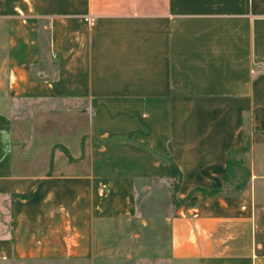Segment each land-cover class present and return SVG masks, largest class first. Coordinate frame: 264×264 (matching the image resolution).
<instances>
[{"label": "crops", "instance_id": "crops-1", "mask_svg": "<svg viewBox=\"0 0 264 264\" xmlns=\"http://www.w3.org/2000/svg\"><path fill=\"white\" fill-rule=\"evenodd\" d=\"M0 66V264L91 263L162 183L175 263L264 264V0H0Z\"/></svg>", "mask_w": 264, "mask_h": 264}, {"label": "rangeland", "instance_id": "rangeland-1", "mask_svg": "<svg viewBox=\"0 0 264 264\" xmlns=\"http://www.w3.org/2000/svg\"><path fill=\"white\" fill-rule=\"evenodd\" d=\"M237 159L246 168L251 166L249 151L241 152ZM250 185L246 184L241 192L248 191ZM172 194L163 183L138 194L136 215L102 223L94 260L81 264H188L175 263L171 256L170 219L175 212Z\"/></svg>", "mask_w": 264, "mask_h": 264}, {"label": "trees", "instance_id": "trees-1", "mask_svg": "<svg viewBox=\"0 0 264 264\" xmlns=\"http://www.w3.org/2000/svg\"><path fill=\"white\" fill-rule=\"evenodd\" d=\"M247 151H249V144H247L243 148L228 151L226 183L231 185L234 191L236 192H241L244 186L248 184L251 179L250 170L246 168L240 160L237 159L238 154H240L241 152H247ZM164 161L168 162L172 168V187L175 193L178 190L179 184L181 182V178H182L181 172L174 162L169 161V160H164ZM203 193L209 196H216L221 193V190L217 189L213 192L203 191ZM173 203L176 206L180 205V203L176 201L175 194L173 195Z\"/></svg>", "mask_w": 264, "mask_h": 264}]
</instances>
